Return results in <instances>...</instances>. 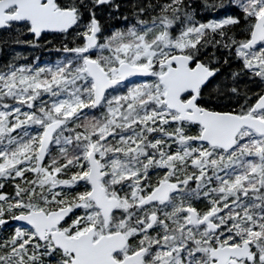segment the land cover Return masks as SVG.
Instances as JSON below:
<instances>
[{
  "label": "snow or ice",
  "instance_id": "obj_1",
  "mask_svg": "<svg viewBox=\"0 0 264 264\" xmlns=\"http://www.w3.org/2000/svg\"><path fill=\"white\" fill-rule=\"evenodd\" d=\"M0 264H264V0H0Z\"/></svg>",
  "mask_w": 264,
  "mask_h": 264
},
{
  "label": "trees",
  "instance_id": "obj_2",
  "mask_svg": "<svg viewBox=\"0 0 264 264\" xmlns=\"http://www.w3.org/2000/svg\"><path fill=\"white\" fill-rule=\"evenodd\" d=\"M48 54L47 53H42L41 54V60H45V59H48Z\"/></svg>",
  "mask_w": 264,
  "mask_h": 264
}]
</instances>
